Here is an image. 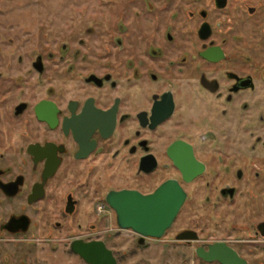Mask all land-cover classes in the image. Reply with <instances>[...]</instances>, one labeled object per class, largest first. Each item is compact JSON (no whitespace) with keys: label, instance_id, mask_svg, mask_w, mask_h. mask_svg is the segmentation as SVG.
Wrapping results in <instances>:
<instances>
[{"label":"flooded vegetation","instance_id":"flooded-vegetation-1","mask_svg":"<svg viewBox=\"0 0 264 264\" xmlns=\"http://www.w3.org/2000/svg\"><path fill=\"white\" fill-rule=\"evenodd\" d=\"M40 1L0 0V264H264V0Z\"/></svg>","mask_w":264,"mask_h":264},{"label":"water","instance_id":"water-1","mask_svg":"<svg viewBox=\"0 0 264 264\" xmlns=\"http://www.w3.org/2000/svg\"><path fill=\"white\" fill-rule=\"evenodd\" d=\"M166 187V184L162 185L153 195L146 197L133 191L109 193L107 200L117 213L118 225L145 235L161 236L180 208V201L166 199ZM79 252L93 264H115L104 244L80 248Z\"/></svg>","mask_w":264,"mask_h":264},{"label":"rangeland","instance_id":"rangeland-1","mask_svg":"<svg viewBox=\"0 0 264 264\" xmlns=\"http://www.w3.org/2000/svg\"><path fill=\"white\" fill-rule=\"evenodd\" d=\"M59 1L64 7H66L65 1H61V0H57ZM29 5H26L24 7H22L23 9L26 10H40V8H42V6L39 7V5L42 3V1L40 0H26V3H29ZM106 214H107V219L105 221V224H103L104 229L106 230V234L107 236H111L112 238H110V240H113V235L115 233V227H116V222H115V215L113 212L109 211L108 209L106 210ZM76 225L74 226V235H77L79 232L76 230ZM92 234V233H91ZM93 235H96V233H93ZM111 243H113L112 241H110ZM73 264H78L76 262H74Z\"/></svg>","mask_w":264,"mask_h":264}]
</instances>
